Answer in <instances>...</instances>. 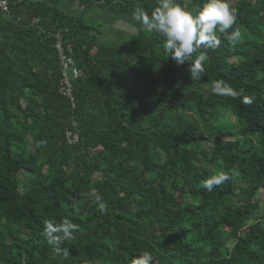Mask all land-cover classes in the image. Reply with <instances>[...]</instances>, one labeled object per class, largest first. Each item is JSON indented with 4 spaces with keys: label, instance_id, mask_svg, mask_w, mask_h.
I'll list each match as a JSON object with an SVG mask.
<instances>
[{
    "label": "trees",
    "instance_id": "16d2710c",
    "mask_svg": "<svg viewBox=\"0 0 264 264\" xmlns=\"http://www.w3.org/2000/svg\"><path fill=\"white\" fill-rule=\"evenodd\" d=\"M4 1L0 264H133L144 252L152 264H264V0H230L242 39L217 33L199 80L160 34L92 16L132 19L158 0ZM58 38L78 73L72 102ZM217 80L240 95L213 94ZM220 172L231 179L203 189ZM65 218L79 225L60 244L67 258L44 237Z\"/></svg>",
    "mask_w": 264,
    "mask_h": 264
},
{
    "label": "clouds",
    "instance_id": "9594fccd",
    "mask_svg": "<svg viewBox=\"0 0 264 264\" xmlns=\"http://www.w3.org/2000/svg\"><path fill=\"white\" fill-rule=\"evenodd\" d=\"M132 19L137 22L142 31L158 33L163 37L165 54L171 56L177 64L188 63L190 80H199L208 60L209 50L220 46L221 40L217 33L235 46L242 39L240 28H233L237 23L236 9L231 7L230 0H202L195 11L182 7L177 0H158V5L149 14L142 7H136ZM232 31L229 33V30ZM195 53H199L195 55ZM191 61V63H189ZM211 91L218 96L237 98L240 93L227 83L217 80ZM246 102L251 103L248 99ZM231 177L228 173L220 172L202 182L203 189L211 192ZM98 210L104 214L107 204L96 197ZM79 230V225L65 218L59 223L46 221L44 237L49 244L55 245L54 252L65 258L70 254L60 247L62 241L74 238L73 233ZM151 253L144 252L133 259V264H152Z\"/></svg>",
    "mask_w": 264,
    "mask_h": 264
},
{
    "label": "built area",
    "instance_id": "2783aa9c",
    "mask_svg": "<svg viewBox=\"0 0 264 264\" xmlns=\"http://www.w3.org/2000/svg\"><path fill=\"white\" fill-rule=\"evenodd\" d=\"M0 9L4 12H6V2L4 0H0ZM57 44L55 46V48L58 50L59 53V59H60V65L62 67V87L60 89V93L68 98L69 100H71V102L73 101V98L71 96V80L75 79L78 76L77 71L75 70V68L73 67L72 61L71 60H67L65 59V56L63 55V51L61 49L60 46V40L58 38L57 40ZM71 70L72 71V77L70 78L67 71ZM68 138V143L69 144H74L77 142V136H69V134L66 136Z\"/></svg>",
    "mask_w": 264,
    "mask_h": 264
},
{
    "label": "rangeland",
    "instance_id": "374dc122",
    "mask_svg": "<svg viewBox=\"0 0 264 264\" xmlns=\"http://www.w3.org/2000/svg\"><path fill=\"white\" fill-rule=\"evenodd\" d=\"M71 8H73V13L77 15L78 11L77 9H75L74 5L73 7L70 6ZM93 18L96 17V21L101 23L103 25V27H105L107 29V27H110V25H113L114 26L111 28L112 31L113 30H119L121 31L122 33H130V34H135L136 33V27H139V25L137 24V22H135L133 19H122V20H114V18L112 17H107V16H102L101 13H97L96 15L95 14H92ZM114 21V22H113ZM113 33V32H112ZM116 34H113L112 35V38H115ZM113 40V39H112ZM111 41V40H109ZM69 74V72H68ZM211 147V146H209ZM259 199L263 202H261V206L264 207V195H261L259 197Z\"/></svg>",
    "mask_w": 264,
    "mask_h": 264
}]
</instances>
